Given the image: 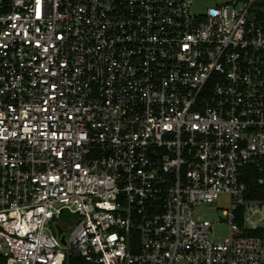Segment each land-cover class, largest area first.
<instances>
[{"label": "built area", "instance_id": "obj_1", "mask_svg": "<svg viewBox=\"0 0 264 264\" xmlns=\"http://www.w3.org/2000/svg\"><path fill=\"white\" fill-rule=\"evenodd\" d=\"M197 1L0 0V264H264V0Z\"/></svg>", "mask_w": 264, "mask_h": 264}, {"label": "trees", "instance_id": "obj_2", "mask_svg": "<svg viewBox=\"0 0 264 264\" xmlns=\"http://www.w3.org/2000/svg\"><path fill=\"white\" fill-rule=\"evenodd\" d=\"M257 173L252 167H245L242 170V182L246 185L248 199L264 201V186L257 182ZM65 264H89L78 256H69Z\"/></svg>", "mask_w": 264, "mask_h": 264}, {"label": "rangeland", "instance_id": "obj_3", "mask_svg": "<svg viewBox=\"0 0 264 264\" xmlns=\"http://www.w3.org/2000/svg\"><path fill=\"white\" fill-rule=\"evenodd\" d=\"M213 5V1L211 0H201L197 1L193 5V10L195 11H203L207 7H210ZM229 204V199L227 198H220L216 201L215 205L210 206L207 210L208 213L213 214L214 216H221V211L223 209H227V206ZM215 207H218L219 209L215 210ZM215 233L217 237H226L228 235L227 225L222 224L216 226Z\"/></svg>", "mask_w": 264, "mask_h": 264}, {"label": "water", "instance_id": "obj_4", "mask_svg": "<svg viewBox=\"0 0 264 264\" xmlns=\"http://www.w3.org/2000/svg\"><path fill=\"white\" fill-rule=\"evenodd\" d=\"M77 217H78V213H70L67 209L61 210V213L59 215V218L62 221H66L69 218H77ZM57 229H58V234H61L62 230L60 229L59 226H57Z\"/></svg>", "mask_w": 264, "mask_h": 264}]
</instances>
